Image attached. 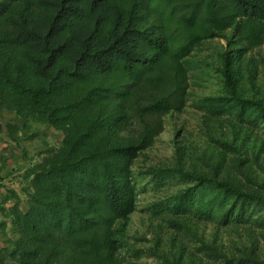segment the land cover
Masks as SVG:
<instances>
[{"label": "trees", "instance_id": "1", "mask_svg": "<svg viewBox=\"0 0 264 264\" xmlns=\"http://www.w3.org/2000/svg\"><path fill=\"white\" fill-rule=\"evenodd\" d=\"M3 134L0 264H264V0H0Z\"/></svg>", "mask_w": 264, "mask_h": 264}, {"label": "rangeland", "instance_id": "2", "mask_svg": "<svg viewBox=\"0 0 264 264\" xmlns=\"http://www.w3.org/2000/svg\"><path fill=\"white\" fill-rule=\"evenodd\" d=\"M219 40H216L214 43H209V45L205 48V51H210L211 48L214 45H217ZM223 42V41H222ZM199 92L204 93L206 90L199 88ZM13 117L12 114L4 113L1 115L2 120H9ZM45 128L43 125H34L33 127ZM42 129V130H43ZM181 130V132H191L194 136H198L200 134V117L199 113H197V109L191 100L189 102V106L185 113H183L180 116L176 117H168V123L166 125V130L161 134L156 144L146 152L147 157H142V159L139 161L138 165L139 167H143L145 165H151V164H160L165 163L168 161V159L171 157L173 152V139L176 135V131ZM41 139H47L50 142H58L61 139V135L55 131L52 128H46L43 130L42 134H40L37 139L33 140H26V144L29 148V151L31 155H35L37 153V147L41 146L40 142ZM9 139L7 135L3 134V139L0 142V151L4 150V148L7 147V150L5 151L6 154H11V149L9 146ZM44 145V144H43ZM20 153H16L15 155H11L9 163L14 166L17 164H20V166L26 165V161L22 158L19 159ZM19 159V160H18ZM17 160V162H16ZM15 161V162H14ZM6 188H15L19 191L20 186L18 185L15 176L10 179L5 180ZM6 194V190L1 189L0 190V200L2 196ZM153 193H142L140 196V202H139V209L137 210L134 218H133V224H132V233H139L143 234L146 232V224H147V212L145 211V208L147 204L152 200ZM12 203V202H9ZM148 233V232H147ZM1 234V232H0ZM4 238L5 236L2 235ZM1 237V235H0ZM150 237V235H148ZM0 241H4L1 240ZM1 245H3V242H0Z\"/></svg>", "mask_w": 264, "mask_h": 264}, {"label": "crops", "instance_id": "3", "mask_svg": "<svg viewBox=\"0 0 264 264\" xmlns=\"http://www.w3.org/2000/svg\"><path fill=\"white\" fill-rule=\"evenodd\" d=\"M0 232H1V230H0ZM0 235H1L0 239L5 241V239L7 238V236H6V235H4L2 232H1V234H0ZM2 235H4V236H5V238H4ZM9 236H10V237H12V238H15V237H16V236H14L13 234H10V233H9ZM4 241H0V242H3V245H1V244H0V246H5V243H4Z\"/></svg>", "mask_w": 264, "mask_h": 264}]
</instances>
